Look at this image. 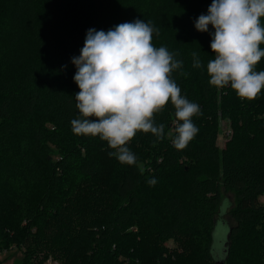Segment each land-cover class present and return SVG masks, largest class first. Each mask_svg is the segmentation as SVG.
<instances>
[{
	"label": "trees",
	"instance_id": "1",
	"mask_svg": "<svg viewBox=\"0 0 264 264\" xmlns=\"http://www.w3.org/2000/svg\"><path fill=\"white\" fill-rule=\"evenodd\" d=\"M211 3L0 0V249L22 250L18 264H264V90L246 100L208 83L214 28L200 32L195 22ZM136 20L158 29L154 46L178 53L172 78L201 114L178 150L169 103L155 116L163 139L137 133L128 144L136 163L127 165L98 136L72 131L80 117L72 58L89 29ZM228 191L233 225L222 255L213 234Z\"/></svg>",
	"mask_w": 264,
	"mask_h": 264
},
{
	"label": "clouds",
	"instance_id": "2",
	"mask_svg": "<svg viewBox=\"0 0 264 264\" xmlns=\"http://www.w3.org/2000/svg\"><path fill=\"white\" fill-rule=\"evenodd\" d=\"M264 0H212L207 15H200L195 28H214L210 44L215 58L207 63L208 83L229 87L241 99H256L264 90V71L256 67L264 58ZM150 22H125L107 32L89 29L81 54L73 57L74 81L80 117L71 120L77 135L99 137L120 163L133 165L136 156L128 147L137 133L163 139L165 125L155 116L171 103L176 127L173 146L184 149L198 133L192 118L201 114L198 104L181 95L172 78L183 62L164 47L152 43ZM193 67H202L193 52ZM184 74V73H182ZM155 180L150 183L155 184Z\"/></svg>",
	"mask_w": 264,
	"mask_h": 264
},
{
	"label": "rangeland",
	"instance_id": "3",
	"mask_svg": "<svg viewBox=\"0 0 264 264\" xmlns=\"http://www.w3.org/2000/svg\"><path fill=\"white\" fill-rule=\"evenodd\" d=\"M229 130L228 125L226 122H223L221 125V132ZM223 137L222 135L218 137L217 145L219 148H223ZM222 192L224 190L222 189ZM233 193L232 192H225L221 196V204L222 207L220 208V214L216 218L215 221V230H214V248L220 252V254L223 255L225 251V244L227 241L228 236V229L230 225H233V221H231L228 212L233 207ZM220 204V205H221ZM168 245L171 247L173 244L171 242L168 243ZM50 259V258H49ZM47 259V261L49 260ZM22 261V250L16 249V247H11L10 249H0V261L2 264H13V263H19V261ZM47 261L45 264H47Z\"/></svg>",
	"mask_w": 264,
	"mask_h": 264
},
{
	"label": "built area",
	"instance_id": "4",
	"mask_svg": "<svg viewBox=\"0 0 264 264\" xmlns=\"http://www.w3.org/2000/svg\"><path fill=\"white\" fill-rule=\"evenodd\" d=\"M226 136H228L229 135V132H226V134H225ZM223 137V136H222ZM225 142V137H223V143ZM47 264H59L58 263V261H54V260H52V259H49L48 261H47Z\"/></svg>",
	"mask_w": 264,
	"mask_h": 264
},
{
	"label": "water",
	"instance_id": "5",
	"mask_svg": "<svg viewBox=\"0 0 264 264\" xmlns=\"http://www.w3.org/2000/svg\"><path fill=\"white\" fill-rule=\"evenodd\" d=\"M223 203H224V202H223ZM223 203H222V204H223ZM221 206H222V205H221ZM220 208H221V207H220Z\"/></svg>",
	"mask_w": 264,
	"mask_h": 264
}]
</instances>
